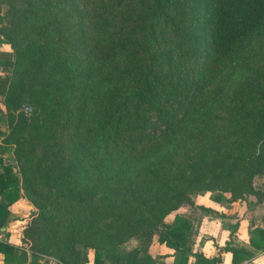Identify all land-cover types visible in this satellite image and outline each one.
<instances>
[{
    "label": "trees",
    "instance_id": "16d2710c",
    "mask_svg": "<svg viewBox=\"0 0 264 264\" xmlns=\"http://www.w3.org/2000/svg\"><path fill=\"white\" fill-rule=\"evenodd\" d=\"M3 4L0 43L13 57H0V234L27 196L29 264L42 233L62 246L53 264H87V248L91 264H157L153 234L172 264H215L186 244L188 219L164 218L193 192L264 196L252 184L264 171V0ZM136 234L146 244L119 253ZM250 244L264 248V229ZM222 249L231 264L252 255ZM0 253L26 263L7 241Z\"/></svg>",
    "mask_w": 264,
    "mask_h": 264
},
{
    "label": "crops",
    "instance_id": "0c3cea01",
    "mask_svg": "<svg viewBox=\"0 0 264 264\" xmlns=\"http://www.w3.org/2000/svg\"><path fill=\"white\" fill-rule=\"evenodd\" d=\"M3 43L9 45L2 41L0 51ZM18 201L9 207L10 216L7 224L12 217L11 207L18 204ZM227 204L211 200L209 194L204 195L203 199L196 197L191 201L181 203L176 210L166 215L164 222L168 224L173 222L175 215L188 219L190 228L186 244L191 246L192 251L202 252L207 258L218 257L215 264H231L230 252L222 249L227 241L252 253L249 258L238 264H264V248H255L250 244V239L255 235V228L264 229V201L260 200L249 207L239 205L235 211H232ZM7 224L2 228L3 233L0 234V240L11 243L19 251H26L25 264H29L31 256L28 247L7 238L8 233L11 232ZM147 252L157 261V264H161L159 261H162V264H172L173 250L157 240L149 244ZM194 263L195 257L189 256L187 264ZM0 264H4L2 253H0Z\"/></svg>",
    "mask_w": 264,
    "mask_h": 264
},
{
    "label": "rangeland",
    "instance_id": "374dc122",
    "mask_svg": "<svg viewBox=\"0 0 264 264\" xmlns=\"http://www.w3.org/2000/svg\"><path fill=\"white\" fill-rule=\"evenodd\" d=\"M7 5L3 4L0 6V10L1 12H3V14H6ZM8 18V17H6ZM1 51H0V57H13V52L12 49L10 47V45H6L5 43H3L1 45ZM2 73H0L1 75ZM4 107L3 104L1 102V97H0V111H3ZM6 126H3V128H5ZM173 141L170 140L169 144L172 145ZM259 144L256 145V147H258ZM30 159H33V156H30ZM239 170L237 171V175L231 176L230 179L233 178L232 182L233 184L238 186L240 184V182L242 181L241 178L243 177V169L242 168H238ZM209 181V179H208ZM253 184V189L254 191H261L264 192V171L260 174H257L252 181ZM245 187H243V185H239L236 189V193L235 195L237 197H235L231 202H226L228 203L227 205L229 206V208L232 211H235V209L240 205H245L246 207H249L251 205H253L254 203H258V201H264V196H260L261 198L258 199V197L252 192V193H247L245 191ZM239 192V193H238ZM210 191L205 190V191H201L198 193H192L194 195H192L191 200L193 198H201L203 199L204 195H210ZM196 194V195H195ZM239 194V195H238ZM190 195V194H189ZM226 197H229V193L226 192L225 193ZM185 202V201H184ZM233 202V203H232ZM230 203H232L230 205ZM11 215L12 217H10L11 221L7 224L10 229L11 232H9L8 237L12 240V242L15 243H20V245L22 246H26L28 247V244L26 245L24 243V241L22 240V228L25 225V223H27L32 216L36 215L37 213V208L33 205V203L30 201V199L27 196H22L19 201L18 204H15L11 207ZM9 221V220H8ZM162 225V224H161ZM20 239V240H19ZM153 240H157L156 234L152 235L151 241L149 242V244L153 241ZM146 244L144 241L142 242V238L139 234H136L132 237H130L129 239H127L125 242L119 244L116 246V249L119 253H125L128 252L136 247H142V245ZM149 244L147 246H149ZM62 246L60 245L59 241L57 242L55 239L52 238H48L46 235H44V233L41 234V239L39 241V246L37 249V260L35 262V264H53L56 260V256L57 254L61 251ZM84 252H86L87 257L89 262L87 264H91V259H92V250L87 248L84 249ZM163 257H165L166 255H162ZM159 263H163L162 261Z\"/></svg>",
    "mask_w": 264,
    "mask_h": 264
},
{
    "label": "built area",
    "instance_id": "2783aa9c",
    "mask_svg": "<svg viewBox=\"0 0 264 264\" xmlns=\"http://www.w3.org/2000/svg\"><path fill=\"white\" fill-rule=\"evenodd\" d=\"M24 109H25V110H28V108H27V107H25Z\"/></svg>",
    "mask_w": 264,
    "mask_h": 264
}]
</instances>
